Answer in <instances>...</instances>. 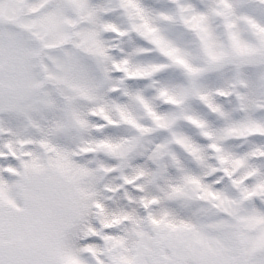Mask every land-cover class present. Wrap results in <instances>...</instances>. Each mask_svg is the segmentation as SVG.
<instances>
[{
  "label": "snow or ice",
  "instance_id": "6c2138e0",
  "mask_svg": "<svg viewBox=\"0 0 264 264\" xmlns=\"http://www.w3.org/2000/svg\"><path fill=\"white\" fill-rule=\"evenodd\" d=\"M0 264H264V0H0Z\"/></svg>",
  "mask_w": 264,
  "mask_h": 264
}]
</instances>
